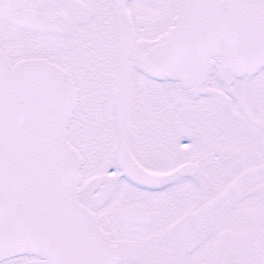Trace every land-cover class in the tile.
I'll return each instance as SVG.
<instances>
[{
	"label": "snow or ice",
	"instance_id": "obj_1",
	"mask_svg": "<svg viewBox=\"0 0 264 264\" xmlns=\"http://www.w3.org/2000/svg\"><path fill=\"white\" fill-rule=\"evenodd\" d=\"M0 264H264V0H0Z\"/></svg>",
	"mask_w": 264,
	"mask_h": 264
}]
</instances>
